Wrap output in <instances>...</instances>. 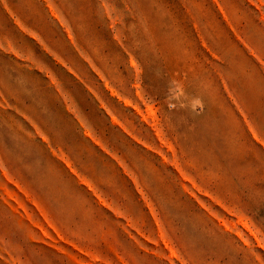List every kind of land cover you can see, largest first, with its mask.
Returning <instances> with one entry per match:
<instances>
[{
  "label": "rangeland",
  "instance_id": "obj_1",
  "mask_svg": "<svg viewBox=\"0 0 264 264\" xmlns=\"http://www.w3.org/2000/svg\"><path fill=\"white\" fill-rule=\"evenodd\" d=\"M0 264H264V0H0Z\"/></svg>",
  "mask_w": 264,
  "mask_h": 264
}]
</instances>
